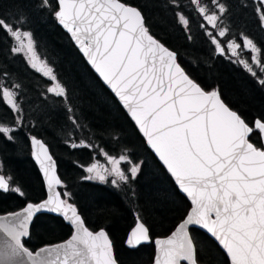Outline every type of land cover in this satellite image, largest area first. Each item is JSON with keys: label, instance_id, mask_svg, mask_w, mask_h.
<instances>
[{"label": "snow or ice", "instance_id": "6c2138e0", "mask_svg": "<svg viewBox=\"0 0 264 264\" xmlns=\"http://www.w3.org/2000/svg\"><path fill=\"white\" fill-rule=\"evenodd\" d=\"M191 3L203 18L200 26L211 38L217 55L236 57L233 62L243 65L264 86V79L257 74H264L261 49L243 34V45L235 39L224 43L229 33L222 26L228 11L225 4L221 0H210L212 7L202 0ZM40 5L50 9L71 34L95 71L123 103L148 146L191 199L193 208L187 218L166 239L155 241L154 264H197L189 225L207 229L226 252L230 264H264V146L251 142L253 134L264 142V117H257L250 124L222 102L218 89L204 90L176 63V54L149 33L141 11L124 0H40ZM256 11L264 27V0H258ZM178 15L187 26L188 20ZM24 22L22 14L0 16V32L17 42L11 49L14 54L24 50V38L30 51L34 46L32 33L23 29ZM243 52L251 53L250 61L243 58ZM52 73L49 68L44 74ZM50 78L56 81V87H48V93L66 97V89L55 75ZM19 87L0 84V103L7 105L16 118L11 126L0 123V139L8 142L15 140L14 133L23 126L16 91ZM71 119L75 124V119ZM30 139L50 194L42 202H29L7 217L0 215V221L11 218L6 224L0 223V232L7 237L0 239V264H117L106 232L89 230L76 205L70 202L72 194L66 190L51 194L53 185H61L62 181L54 174L52 156L41 158L47 153L45 145L35 136ZM36 145L40 154L35 151ZM78 146L71 144L73 148ZM101 152L107 164L96 161L85 171L94 173L101 182L111 176L114 186L136 178L140 164L127 155L117 157L103 149ZM122 162L132 165L127 170L130 176ZM98 165L103 172L97 170ZM0 191L25 195L21 187L13 186V177L5 175L2 167ZM41 210L62 214L73 231L70 239L33 253L25 238H30L34 213ZM149 241V229L138 218L126 243L136 248Z\"/></svg>", "mask_w": 264, "mask_h": 264}, {"label": "trees", "instance_id": "16d2710c", "mask_svg": "<svg viewBox=\"0 0 264 264\" xmlns=\"http://www.w3.org/2000/svg\"><path fill=\"white\" fill-rule=\"evenodd\" d=\"M124 2L141 11L149 33L176 53L179 64L203 89H218L222 100L250 124L255 118L264 117V86L243 65L233 62L236 57L217 55L191 0ZM202 2L212 7L210 0ZM221 2L228 9L222 18V26L229 29L225 45L232 39L243 45V34L261 49L264 59V27L256 11L258 0ZM13 14L24 16L23 29L32 33L35 53L53 70L67 96L48 93V87H56L52 74L46 76L45 69H32L22 54L11 51L14 40L0 32V84L20 85L16 91L23 116V126L14 133L15 140L0 139V167L5 175L13 177V186L21 187L25 193L21 197L0 191V214L45 197L43 180L31 159L30 137L35 136L46 143L55 159L62 181L59 191L72 194L70 202L76 205L88 228L107 231L117 263L151 264L155 254L152 242L136 248L125 245L136 218L146 225L152 239L166 236L185 217L190 202L179 192L115 96L87 65L53 12L42 8L40 0H0V16L10 18ZM178 14L188 20L187 26ZM242 55L251 60L248 52ZM257 74L264 79V74ZM15 119L10 108L0 103V123L11 126ZM251 142L260 146L259 135L253 134ZM72 143L79 146L73 148ZM102 149L117 157L127 155L140 164L136 178L119 186H113L111 181L85 179V168L90 163L107 164ZM131 166L122 162L129 176L127 170ZM71 231L61 217L42 213L31 223L26 246L34 251L66 239ZM190 234L198 263L229 264L224 252L206 233L193 228Z\"/></svg>", "mask_w": 264, "mask_h": 264}, {"label": "water", "instance_id": "95a60500", "mask_svg": "<svg viewBox=\"0 0 264 264\" xmlns=\"http://www.w3.org/2000/svg\"><path fill=\"white\" fill-rule=\"evenodd\" d=\"M144 20V19H143ZM58 22V21H57ZM59 24V23H58ZM59 26L63 29V30H65L66 32H67V30L66 29H64L63 28V26L62 25H60L59 24ZM68 33V35H69V37H70V39H71V41H72V43L74 44V46L77 48V50L80 52V54L83 56V58H84V60L86 61V63H87V65L93 70V72L98 76V78L102 81V83L109 89V91L115 96V98L117 99V101L119 102V104L121 105V107L124 109V111L127 113V115L129 116V118L132 120V122L134 123V125H135V127L137 128V130H138V132L140 133V135L143 137V139L145 140V142H146V138L143 136V134L141 133V131H140V129H139V127L136 125V123H135V121L132 119V117L130 116V114L128 113V111H127V109H125V107L123 106V103L119 100V98L115 95V93L111 90V88H110V86H108L104 81H103V79L99 76V74L95 71V69H94V67L90 64V62L88 61V59H87V57L84 55V53L80 50V48L78 47V45L76 44V42L74 41V39L72 38V36H71V34L69 33V32H67ZM153 36V35H152ZM154 37V36H153ZM155 38V37H154ZM156 39V38H155ZM159 41V40H158ZM160 42V41H159ZM161 43V42H160ZM163 44V43H162ZM164 45V44H163ZM165 46V45H164ZM166 47V46H165ZM168 48V47H167ZM169 49V48H168ZM170 51H172L171 49H169ZM174 52V51H173ZM175 53V52H174ZM176 54V53H175ZM33 60L34 61H36L37 59L36 58H34L33 57ZM176 63H178L179 64V62H178V60H177V58H176ZM180 65V64H179ZM181 66V65H180ZM182 67V66H181ZM183 68V67H182ZM36 69H37V71H41V70H43V69H45L44 68V66L41 64V63H38L37 64V66H36ZM205 90V89H204ZM206 91H213V90H206ZM220 95V94H219ZM220 98H221V96H220ZM221 100H222V98H221ZM222 102L223 103H225L223 100H222ZM225 105L226 106H228L226 103H225ZM229 107V106H228ZM230 108V107H229ZM231 109V108H230ZM231 110H233V109H231ZM235 111V110H234ZM38 140H40L44 145H45V148L47 149V153L45 154V155H43V156H41V158H46V155H51L52 156V154L50 153V151H49V148H48V146L46 145V143L42 140V139H40V138H37ZM30 144H31V159L33 160V162L35 163V165L37 166V168H38V171H39V173H40V175H41V178H42V180H43V184H44V189H45V197L42 199V200H40V201H37V202H31V203H40V202H42L43 200H45V199H47L48 198V196H49V190H48V187H47V184H46V180H45V177H44V175H43V173H42V171H41V168H40V165H39V163L37 162V160L34 158V156H33V151H34V146H33V144H32V141H31V139H30ZM146 144H147V142H146ZM261 145L262 146H264V142H262L261 141ZM147 146H148V144H147ZM149 147V146H148ZM149 149L152 151V153L154 154V156L156 157V159L159 161V163L165 168V170L167 171V173L170 175V177H171V179L173 180V182H174V184L176 185V187H177V189L179 190V192L182 194V195H184L186 198H187V200L190 202V208H189V210H188V212H187V214L185 215V217L174 227V229L169 233V234H167L166 236H158V237H155V238H151V236H150V241L149 242H143V243H141V245H144V244H149V243H151L152 242V244H153V246H154V250H155V254H154V257H153V261H152V263L151 264H154V261H155V259H156V257H157V245H156V243H155V241L157 240V239H161V240H164V239H166L168 236H170L171 234H172V232L173 231H175V229H176V227L184 220V219H186L187 218V216H188V213L192 210V208H193V205H192V202H191V199L187 196V194L186 193H184L180 188H179V186H178V184L176 183V181H175V179L171 176V174L168 172V170H167V168H166V166L165 165H163V163L159 160V157L156 155V153L154 152V150H152L150 147H149ZM35 151L37 152V154H40L41 153V149H40V147H39V145H36L35 146ZM52 158H53V156H52ZM53 161H54V163H55V175H56V177L57 178H59V175H58V173H57V165H56V162H55V159L53 158ZM60 179V178H59ZM59 186L60 185H53V188H52V192H51V194L52 195H55V192L56 191H59ZM27 203H29V202H27ZM27 203L22 207V208H20V209H18V210H16V211H20V210H22L26 205H27ZM16 211H13V212H16ZM8 213H10V212H7V213H3V214H0V215H3V216H5V217H7V214ZM42 213H46V214H51V215H55V216H59V217H61L63 220H64V218H63V215L62 214H60V213H52V212H48L47 210H41L39 213H34V215H33V219L37 216V215H39V214H42ZM79 213V212H78ZM80 214V213H79ZM69 215H71V213H69ZM82 217V216H81ZM8 219H11L10 217H8L5 221H0V223H4V224H6L7 223V220ZM33 219H32V221H33ZM137 219H138V217L136 218V221H135V223H134V225L131 227V229L133 228V227H135V225H136V223H137ZM140 220V219H139ZM32 221L30 222V225H29V230H30V226H31V223H32ZM141 221V220H140ZM64 222L66 223V224H68L69 226H70V228H71V230L73 231V229H72V226L67 222V221H65L64 220ZM142 222V221H141ZM143 223V222H142ZM146 226V225H145ZM193 228H195V229H199V230H201V231H203L204 233H206L218 246H219V248L225 253V255L227 256V254H226V252L224 251V249L222 248V246L219 244V242L216 240V238L214 237V236H212V234L211 233H209L208 231H207V229H205V228H203L202 226H200V225H189L188 226V233H189V236L191 237V234H190V230L191 229H193ZM101 229H103L105 232H106V234H107V236H108V233H107V231L104 229V228H100V229H97V230H91L90 228H89V230H91V231H93V232H96V231H100ZM131 229L128 231V233H127V236H126V239H125V245L128 247V245H127V243H126V241H127V239H128V235H129V233H130V231H131ZM72 231H71V234L66 238V239H64V240H62V241H59V242H55V243H51V244H45V245H43V246H41V247H39V248H37V249H35L34 251H32L33 253H35V252H37V251H39V249L40 248H43V247H47V246H50V245H55V244H58V243H62V242H64V241H66V240H68V239H70L71 238V235H72ZM108 238H109V236H108ZM192 238V237H191ZM0 239H7V237H5L4 235H3V233L2 232H0ZM25 239H27V238H25ZM109 240H110V238H109ZM110 242H111V240H110ZM111 245H112V242H111ZM140 246V245H139ZM128 248H130V247H128ZM112 255H113V257L115 258V255H114V250H113V245H112ZM228 258V257H227ZM228 260H229V258H228ZM161 261H163V255L161 254ZM118 264V263H117ZM197 264H200V263H198L197 262ZM229 264H230V260H229Z\"/></svg>", "mask_w": 264, "mask_h": 264}, {"label": "rangeland", "instance_id": "374dc122", "mask_svg": "<svg viewBox=\"0 0 264 264\" xmlns=\"http://www.w3.org/2000/svg\"><path fill=\"white\" fill-rule=\"evenodd\" d=\"M201 18H202V17H201ZM202 19H203V18H202ZM208 30H210V29H208ZM24 43H25V48H24V50H23L20 54L23 55V57L25 58V60H26V62L28 63V65H29L32 69L36 70V66H37V64H38V63H41V64L44 66V68H45V73H47V72H48V69H49V66L46 64V62H45L44 60L40 59V57L35 53L34 46H33V49L30 51V50L27 48V46H26V45H27V38H24ZM16 46H17V42L14 41V47H16ZM215 50H216V47H215ZM248 53H249V57H251V53H250V52H248ZM33 57L36 58L37 60L34 61V60H33ZM32 65H35V67H33ZM51 87H53V86H51ZM93 163H95V162L90 163L88 166H90V165L93 164ZM99 164L102 165L101 162H100ZM88 166H87V167H88ZM87 167H86V168H87ZM108 167L110 168V165H108ZM86 168H85V169H86ZM97 170L100 171V172H103V171H104V169H103L102 167H100V166H98V169H97ZM86 176H87V177H89V176H93V179H91V180L96 181V182H101L98 178L95 177L94 173H88V172L86 171ZM109 179H112V177H111V176L107 177L106 182H107ZM106 182H101V183H106ZM111 184H112V183H111ZM112 185H113V184H112ZM113 186H114V185H113Z\"/></svg>", "mask_w": 264, "mask_h": 264}, {"label": "flooded vegetation", "instance_id": "af4514ba", "mask_svg": "<svg viewBox=\"0 0 264 264\" xmlns=\"http://www.w3.org/2000/svg\"><path fill=\"white\" fill-rule=\"evenodd\" d=\"M260 141H261V140H260ZM260 146H262V145L260 144ZM99 165H100V164H99ZM99 165H98V166H99ZM102 165H104V164H102ZM108 181H111V179H109ZM108 181H107V182H108ZM107 182H106V183H107ZM224 254H225V253H224ZM226 257H227V256H226ZM227 259H228V258H227ZM228 263H229V260H228Z\"/></svg>", "mask_w": 264, "mask_h": 264}]
</instances>
